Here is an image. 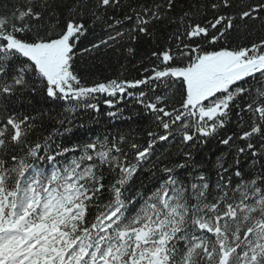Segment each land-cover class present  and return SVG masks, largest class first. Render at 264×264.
<instances>
[{
    "label": "snow or ice",
    "instance_id": "obj_1",
    "mask_svg": "<svg viewBox=\"0 0 264 264\" xmlns=\"http://www.w3.org/2000/svg\"><path fill=\"white\" fill-rule=\"evenodd\" d=\"M176 7L0 0V264H264V0ZM87 21L105 35L83 52L158 32L164 47L141 78L88 83L77 64ZM101 94L109 107L125 95L142 106L155 129L146 146L123 135L56 143L80 109L99 113ZM29 96L62 102L56 123L69 127L37 134L19 113ZM217 137L226 153L195 162L192 149ZM177 138L184 163L156 154Z\"/></svg>",
    "mask_w": 264,
    "mask_h": 264
},
{
    "label": "trees",
    "instance_id": "obj_2",
    "mask_svg": "<svg viewBox=\"0 0 264 264\" xmlns=\"http://www.w3.org/2000/svg\"><path fill=\"white\" fill-rule=\"evenodd\" d=\"M151 2V0H147ZM196 0H176V10L171 15L176 16L180 14V10H187L189 5L194 4ZM89 26V34L81 38V42L78 45V52L80 59L77 64L80 67H86L89 69L88 83L93 81H104L110 78L121 79H138L141 78L144 67H149L156 61H149L147 57L151 55V52L164 47L165 33L158 32L157 39L153 42L146 37H140L136 43H130L125 37L124 41L116 45L114 48H101L94 50L93 52H83V48L90 47L91 43L96 42L99 38L105 35V32L101 30L103 25L91 26V21L86 22ZM130 25H125L129 27ZM159 28L160 26L157 25ZM172 27H175L174 25ZM172 27L168 28V31L172 30ZM133 47L136 49L134 55L127 53V48ZM143 61V64L140 62ZM83 75V73H82ZM143 88V86H141ZM137 89L135 91H139ZM106 97L101 94L94 103L99 104V113L88 109H80L74 116L71 133H65L63 137L56 138V143L64 147H72L73 144L83 143L90 139H94L96 136L108 135L110 137H116L123 135L130 142L145 145L147 142V131L155 130L154 126L150 124V118L143 113L142 106L136 104L131 97L125 95L121 101L116 98L114 106L109 107L103 101ZM119 114L113 118L109 117L107 113L109 111L117 112ZM63 111L62 102H53L51 100L45 101L42 96L26 97L24 99V106L19 108L21 115H28L35 118L38 132L43 131L46 135L51 132L55 127H61L56 123L57 119L62 118L59 113ZM43 125V128L40 126ZM76 125H83V127H76ZM64 127H69L67 123L61 127L63 131ZM236 131L235 123H230L224 130H221L219 136L231 135ZM162 134V133H161ZM34 135L32 139H35ZM238 143H240L238 141ZM127 148V144L124 145ZM241 146H243L241 144ZM188 151L189 149L180 144L179 138L175 141H171L167 144L161 142L156 147V154L159 155L165 149H168V160L173 163H184V157L181 154V149ZM222 152L226 153V149L219 144V137L210 138L205 144L197 145L192 149L195 162H205L207 166H211L210 162H214L216 157ZM167 163V160H165ZM171 166V165H169ZM193 172L191 167L180 170L181 177L186 176L188 173ZM111 177H107L106 183Z\"/></svg>",
    "mask_w": 264,
    "mask_h": 264
}]
</instances>
